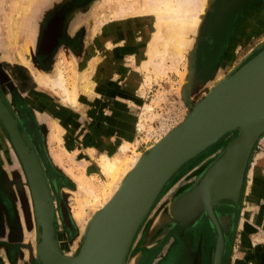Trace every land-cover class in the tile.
Masks as SVG:
<instances>
[{
  "label": "rangeland",
  "instance_id": "rangeland-1",
  "mask_svg": "<svg viewBox=\"0 0 264 264\" xmlns=\"http://www.w3.org/2000/svg\"><path fill=\"white\" fill-rule=\"evenodd\" d=\"M143 1L0 0V94L26 130L43 166L53 207L54 237L66 256L77 252L90 217L105 200L101 189L107 180L99 171L98 155L115 154L130 159L142 155L159 135L182 118L188 103H194L212 82L254 53L257 43L264 40V21L261 19L264 18V0H205L204 12L200 14L190 48L184 50L174 68L156 75L153 70L142 67L154 30L153 22L145 21L142 14ZM64 3L65 28L52 37L51 45L47 42V50L54 48L55 53L44 70L53 76L57 69H61L66 87L70 89L75 84L77 102L74 105L65 102L63 92L53 86H39L42 90L21 93L18 84H27L29 79H23L14 67L7 65L6 60L13 59L18 53L24 61L34 63L33 46L40 19L47 9ZM114 23L118 25L116 30L121 29L115 33L121 35H116L117 39L102 38L106 25L109 27ZM243 23L249 30L236 29L238 25L243 28ZM123 26L126 28L122 29ZM62 37L65 46H54ZM192 54L194 67L189 70ZM199 69L206 75L198 76ZM111 81L114 87L109 85ZM82 86L92 87L93 92ZM49 93L68 105L65 125L60 122L63 126L61 133L55 122L53 129L45 120L35 121L25 104L33 98L44 110L55 101ZM145 104L151 112L144 113V119H140L141 106ZM109 123L114 125L109 127ZM235 132L232 130L221 135L184 161L166 180L135 230L123 264H193L195 255L197 264H211L216 234L206 215L203 213L191 225L182 226L170 214L169 202L190 185ZM118 140L128 142L124 153L116 146ZM0 148L8 168V181L15 184L19 207L18 217H8L11 222L9 237L1 233L0 224V264H40L26 178L1 126ZM79 166L87 168L85 176H92L96 181L98 203H89L88 195L83 194L81 188L84 184L75 176ZM1 199L2 190L0 202ZM219 220L225 240L221 264H234L239 256L244 264H263L256 252L258 245L250 244L242 253L238 249L239 243L232 237L236 219L226 217ZM1 221L3 217H0ZM176 224H179L181 234L171 233Z\"/></svg>",
  "mask_w": 264,
  "mask_h": 264
},
{
  "label": "water",
  "instance_id": "water-1",
  "mask_svg": "<svg viewBox=\"0 0 264 264\" xmlns=\"http://www.w3.org/2000/svg\"><path fill=\"white\" fill-rule=\"evenodd\" d=\"M255 49L212 82L194 103H188L182 118L163 139L143 150L107 204L90 217L77 252L68 256H63L54 237L53 207L43 166L26 130L0 94V126L26 178L40 264H123L135 230L166 180L184 161L235 130L190 185L169 202L170 214L182 226L192 224L203 213L207 216L216 234L211 264H221L224 245L217 217L222 215L215 212V206H238L249 152L264 132V40ZM193 67L192 54L188 68ZM192 215L195 220L184 224Z\"/></svg>",
  "mask_w": 264,
  "mask_h": 264
},
{
  "label": "bare ground",
  "instance_id": "bare-ground-1",
  "mask_svg": "<svg viewBox=\"0 0 264 264\" xmlns=\"http://www.w3.org/2000/svg\"><path fill=\"white\" fill-rule=\"evenodd\" d=\"M205 2H206L205 0H144L143 1V4L141 5V10H142V14H144L146 18L145 21L147 22L150 21L153 22L154 24V30L152 32L153 36L151 37L149 49L147 50L146 57L144 56L145 58L142 61V67L144 69L153 70V72L157 75V74H164L168 69H172L175 67L176 63L183 55L184 50L190 48L191 44L193 43L192 39L193 36H195L196 34V29L198 27L200 14L201 13L203 14L204 12ZM145 21L143 20L142 23L144 24ZM116 25L117 23L116 24L114 23V25H111L109 27H107L106 25L105 30L102 31V36L101 35L100 36L102 38L110 36L112 38L117 39L115 36L117 35L118 37L121 34L115 32L118 31L120 32L121 29L116 30ZM124 26L122 29L126 28ZM15 58H18V60L23 61L25 64L29 66L37 83L40 86H45L47 88L50 86L57 87L63 92L65 97L64 98L65 102H70L73 105L77 102L76 86L74 84L70 89L66 87L64 75H63L64 73L61 69H57L53 76H49L48 74L42 72L39 69L40 67H38L35 62L33 63L28 60L24 61L23 60L24 57L20 56L19 54L16 55ZM113 84L114 83L112 81L109 82V85H112L114 87ZM85 85L88 84L85 83ZM83 88L84 90H86L87 87H83ZM87 89L91 90L92 87L91 89L89 88ZM141 109L142 111H140L141 114L139 118L144 119L143 114L146 112H151V108H149L148 105L145 104L141 106ZM100 117L101 114H99V118ZM138 127H140V124L138 125ZM169 131L170 130H167L162 135H159V137L156 138L155 143L151 145V147H148V149L155 146L161 139H163L167 135ZM260 134L258 135V137L260 136ZM127 143L121 142L120 140L117 141L116 146L119 152L124 153L126 151L128 146ZM98 156L100 158L98 162L99 171L104 175L103 177H105L107 180V183L105 182L106 184L104 185V189H101L102 191L100 190L102 192L101 196L105 197L104 203L100 205L105 206L109 201V199L112 197V195L115 193V191L122 184L124 179L127 177V175L130 173V171L138 163L142 155H136L131 159L115 154L108 155L106 153H101ZM77 169L79 170L77 171L78 175L75 176L77 177L80 183L84 184L81 188L83 194L88 195L89 203L91 204L98 203L99 193L96 192L97 191L96 181H94L91 178L92 176L91 177L85 176L84 171L87 168L83 169L82 166H79L77 167ZM86 178L88 179L85 180ZM150 208L151 205L147 209L145 215L147 214ZM145 215L143 216V218L145 217ZM195 218L196 216L193 217L192 215V217H190V221H186L184 219L185 220L184 224L191 223L192 221L195 220ZM221 232L223 236V245H224V241H225L224 235L222 230ZM63 256H65V254H63ZM56 261L59 262L57 259Z\"/></svg>",
  "mask_w": 264,
  "mask_h": 264
},
{
  "label": "crops",
  "instance_id": "crops-1",
  "mask_svg": "<svg viewBox=\"0 0 264 264\" xmlns=\"http://www.w3.org/2000/svg\"><path fill=\"white\" fill-rule=\"evenodd\" d=\"M262 21H264V18L261 17ZM236 27L239 31H246L249 30L248 26L243 23V28ZM35 29V27H34ZM219 30V29H218ZM229 36V34H228ZM35 38V37H34ZM18 55V54H16ZM20 55V54H19ZM21 56V55H20ZM227 57V56H226ZM8 62V66L14 67L16 71L19 73H26L29 76V87H26L24 89L21 88L20 84H18L19 91L23 94L28 93L32 90H42L37 83L31 69L27 64H25L23 61L18 60V58L13 57V59H6ZM22 66L24 69L20 67H15L16 65ZM26 66L28 68V71L25 69ZM22 69V70H21ZM42 72H45L44 69L39 68ZM47 73V71L45 72ZM198 76L203 77L206 75V73L203 75L200 72L197 73ZM16 79V78H14ZM51 96H53L51 93H49ZM56 94V93H54ZM57 95V94H56ZM54 102H57L54 104L50 103L48 107H46L44 110H41L42 107H40V102L36 99H29L28 105L25 103L31 110L33 114V118L35 121H41L45 120L47 124L52 125L53 122L58 124L59 126V132H62V125H65V108H68V105L56 99L53 96ZM33 102V103H32ZM57 107H59L57 109ZM55 108V109H54ZM61 122V124H60ZM114 124L109 123V127L113 126ZM103 126V125H102ZM53 127V125H52ZM54 129V127H53ZM95 133V131L93 130ZM92 133V134H94ZM97 140V139H95ZM7 165L5 156L2 152V149L0 148V177L2 178V184L0 186V190H2V199L0 202V217H3V221H1L2 225V234L5 237H9L10 233L8 230V226L11 222H9L8 217H18L17 210L18 207V199L15 197V184H11L8 181V173H7ZM14 186V187H13ZM229 208L228 212H223L222 210L225 208ZM215 212L219 215V218H226V217H234L236 219L235 222V233L232 234V237H234L239 243V250L244 252V249L248 247L250 244H255L256 252L260 254V261L264 264V132L260 134L257 141L251 148L247 165L244 169V175H243V183L241 187L240 192V198H239V204L237 207H232L229 205H220L215 206ZM201 215L200 217H202ZM207 217V216H206ZM12 220V218H10ZM13 222V220H12ZM15 222V221H14ZM220 222V220H219ZM1 229V226H0ZM240 259V256L235 261H238L237 264H244L242 259ZM234 261V260H233ZM234 261V264H235ZM233 264V262H232Z\"/></svg>",
  "mask_w": 264,
  "mask_h": 264
},
{
  "label": "flooded vegetation",
  "instance_id": "flooded-vegetation-1",
  "mask_svg": "<svg viewBox=\"0 0 264 264\" xmlns=\"http://www.w3.org/2000/svg\"><path fill=\"white\" fill-rule=\"evenodd\" d=\"M64 28H65V3L56 4L54 7H51L44 12L39 22L38 33L36 39H34V46H33L35 63L41 69H46L47 64L50 61V58L52 57L53 53H55L54 48L47 50L48 49L47 42L49 43L52 40V37H54L56 34L58 35V30L64 31ZM59 39H60L59 40L60 43L58 42L57 44H54V46L60 44L65 46V38L62 37ZM45 42L47 46L45 45ZM222 211L228 212L229 208L227 207ZM173 226L174 229L171 231V233L175 231V233L181 234L180 233L181 228H179V224ZM175 249L177 250L176 258L178 260L179 259L178 247ZM192 251L194 255L195 251L194 250ZM197 262H198V257L195 255L192 259V263L197 264Z\"/></svg>",
  "mask_w": 264,
  "mask_h": 264
},
{
  "label": "trees",
  "instance_id": "trees-1",
  "mask_svg": "<svg viewBox=\"0 0 264 264\" xmlns=\"http://www.w3.org/2000/svg\"><path fill=\"white\" fill-rule=\"evenodd\" d=\"M16 66L15 67H20V68H22V69H24L22 66H20V65H17V64H15ZM21 69V70H22ZM20 76L23 78V79H29V76H28V74H26V73H20ZM21 86V88L22 89H24V88H26V87H29L30 86V84L27 82V84L25 83V84H21L20 85Z\"/></svg>",
  "mask_w": 264,
  "mask_h": 264
}]
</instances>
